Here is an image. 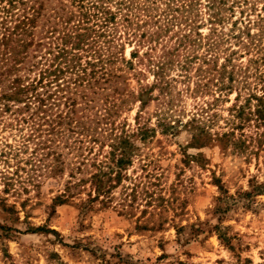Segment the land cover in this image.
<instances>
[{
	"label": "trees",
	"instance_id": "trees-1",
	"mask_svg": "<svg viewBox=\"0 0 264 264\" xmlns=\"http://www.w3.org/2000/svg\"><path fill=\"white\" fill-rule=\"evenodd\" d=\"M127 43L133 45L129 58ZM159 44L162 52L151 53ZM145 57L155 80L137 92L126 90L124 65L134 69L135 60ZM193 76L196 93L213 95L214 101L236 92L229 128L213 137L203 105L201 115L185 123L163 114L157 126L164 133L191 126L195 144L217 138L240 152L252 144L264 149V0H0V103L27 112L18 119L30 126L25 140L44 144L60 137L66 148L77 149L73 169L94 167L78 183H90L89 201L109 205L121 187L122 210L132 212L133 193L126 194L124 181L137 142L156 132L139 121L142 109L157 98L156 88L172 97L174 83ZM131 97L140 102L136 129L117 121ZM55 158L54 171L64 170L63 155Z\"/></svg>",
	"mask_w": 264,
	"mask_h": 264
},
{
	"label": "rangeland",
	"instance_id": "rangeland-1",
	"mask_svg": "<svg viewBox=\"0 0 264 264\" xmlns=\"http://www.w3.org/2000/svg\"><path fill=\"white\" fill-rule=\"evenodd\" d=\"M132 49L127 43V58ZM161 52L159 44L151 53ZM146 60H135L134 69L124 65L126 90L137 92L155 80ZM196 80L175 82L172 97L156 88L157 98L142 109L139 121L156 132L137 142L127 171L126 194L136 195L128 196L130 213L119 203L121 187L109 205L89 201L90 183H78L94 167L73 169L77 149L66 148L60 137L44 144L25 140L31 129L18 119L27 112L0 103V264H264V191L255 190H264V149L252 144L240 152L217 138L195 144L191 126L180 125L174 133L157 126L163 114L185 123L201 115L203 105L213 137L229 128L236 92L214 101L196 93ZM130 99L117 121L136 129L140 102ZM55 152L63 155L64 170L54 171ZM69 193L66 202L56 201Z\"/></svg>",
	"mask_w": 264,
	"mask_h": 264
}]
</instances>
